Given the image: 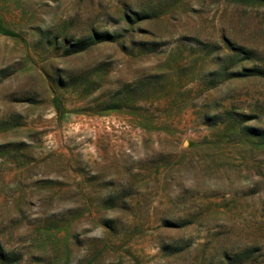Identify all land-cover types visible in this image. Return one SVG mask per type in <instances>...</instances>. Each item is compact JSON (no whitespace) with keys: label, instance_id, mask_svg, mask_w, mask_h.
Instances as JSON below:
<instances>
[{"label":"rangeland","instance_id":"rangeland-1","mask_svg":"<svg viewBox=\"0 0 264 264\" xmlns=\"http://www.w3.org/2000/svg\"><path fill=\"white\" fill-rule=\"evenodd\" d=\"M0 264H264V0H0Z\"/></svg>","mask_w":264,"mask_h":264},{"label":"trees","instance_id":"trees-1","mask_svg":"<svg viewBox=\"0 0 264 264\" xmlns=\"http://www.w3.org/2000/svg\"><path fill=\"white\" fill-rule=\"evenodd\" d=\"M5 34H7V35H9V36H15L14 33L9 32V31H8L7 33H5Z\"/></svg>","mask_w":264,"mask_h":264}]
</instances>
